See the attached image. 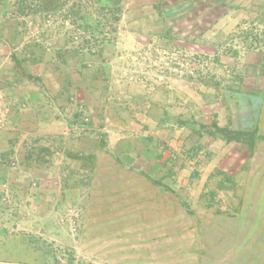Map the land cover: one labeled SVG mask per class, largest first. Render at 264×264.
I'll list each match as a JSON object with an SVG mask.
<instances>
[{"label":"rangeland","instance_id":"rangeland-1","mask_svg":"<svg viewBox=\"0 0 264 264\" xmlns=\"http://www.w3.org/2000/svg\"><path fill=\"white\" fill-rule=\"evenodd\" d=\"M263 92L264 0H0V264H226Z\"/></svg>","mask_w":264,"mask_h":264},{"label":"crops","instance_id":"crops-1","mask_svg":"<svg viewBox=\"0 0 264 264\" xmlns=\"http://www.w3.org/2000/svg\"><path fill=\"white\" fill-rule=\"evenodd\" d=\"M207 31L201 33L203 38L206 37ZM262 94L261 107L257 116L253 113V120L256 119L255 122L259 125L264 140V92ZM216 140L222 143L224 139ZM236 177H244V183L237 184L235 189H225L239 193L236 211L215 214L204 210L202 213L205 216L206 230L210 236L226 240L220 250V257L226 258V264H264V144L260 143L253 153L251 168L237 170ZM198 214L200 212H197ZM233 241L234 250L230 249Z\"/></svg>","mask_w":264,"mask_h":264},{"label":"trees","instance_id":"trees-1","mask_svg":"<svg viewBox=\"0 0 264 264\" xmlns=\"http://www.w3.org/2000/svg\"><path fill=\"white\" fill-rule=\"evenodd\" d=\"M217 133H220L223 135L224 139L227 141V142H243L245 143V145H247L248 147V150L250 152V154H253L255 149H256V146H257V141L256 140H253L252 136L253 134L252 133H240V134H237V133H234V132H230L228 131L227 128H217ZM243 137H246L247 139H243ZM260 139L262 140L263 139V136H260ZM147 179L151 180V176L148 175L146 172L143 173ZM156 185H162L161 183L159 182H155Z\"/></svg>","mask_w":264,"mask_h":264}]
</instances>
